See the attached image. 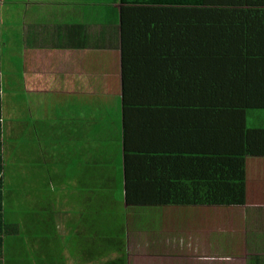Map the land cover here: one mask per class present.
<instances>
[{"label": "crops", "instance_id": "1", "mask_svg": "<svg viewBox=\"0 0 264 264\" xmlns=\"http://www.w3.org/2000/svg\"><path fill=\"white\" fill-rule=\"evenodd\" d=\"M120 7V0H0L3 118L6 137L12 138L10 147L18 148L17 179L20 181L24 170H30L34 178L23 184L50 179L64 183L65 188L80 187L75 194L93 197L92 201L101 204H96L95 211L102 214L98 218L103 227L116 224L126 233L128 243L129 238L136 241L142 230L160 229L166 222L172 227L178 221L186 230L182 235L170 232L172 245L176 246L180 237L185 246H192L198 232L202 231V236L209 232L214 239L218 229H225L226 224L232 228L242 220L234 227L241 229L242 249L247 255L235 260L237 264H264V183L256 172L264 164V156H247L245 204L155 206L140 200L149 194L143 190L152 192L159 181H169L175 172L185 173L188 165H198L197 159L190 157L199 149L200 138L195 133L188 142V121L196 115L187 109V100L201 99V86L196 82L202 78L203 65L210 64L201 62L199 45H182V50L181 45L162 36H155L153 41L136 39L124 46ZM180 31L178 26V37L184 34ZM187 47L192 53L185 52ZM17 63V82L23 85L25 95L21 98L22 114L35 117L34 145L25 142L27 131H17L19 122L7 119L12 87L8 85ZM247 121L252 127L259 120ZM215 122L203 116L199 126L208 128ZM211 142L208 136L205 146ZM186 174L198 181L206 172L198 175L190 167ZM53 181L52 190L58 185ZM67 193L63 195L66 200ZM68 202L63 210L66 218L61 210L56 218L64 221L67 233H71L70 222H76L80 239L79 231L85 232V225L91 221L70 215ZM71 203H75L74 198ZM54 207L55 202L49 199L45 213L33 208L38 222H47L42 223L43 229L58 231L51 214ZM176 211L180 215H173ZM220 211L227 216L216 219ZM18 230V234L23 233ZM5 233L10 235L11 230L3 229ZM46 243L32 244L37 250ZM6 245L1 246L0 264L10 262ZM209 258H216L215 254ZM88 264H97V260Z\"/></svg>", "mask_w": 264, "mask_h": 264}, {"label": "trees", "instance_id": "2", "mask_svg": "<svg viewBox=\"0 0 264 264\" xmlns=\"http://www.w3.org/2000/svg\"><path fill=\"white\" fill-rule=\"evenodd\" d=\"M120 1L124 46L136 39L153 41L155 36H162L179 47L181 45L182 50V45L189 44L194 48L199 45L201 62L209 61L210 64V68L208 64L203 65L202 78L196 82L201 86V99L187 100V109L195 111L196 116L200 113L198 120L195 116L188 121V142L191 143L195 133L199 134V149L192 152L190 157L196 158V164L201 165L194 167L191 164L184 169L185 173L175 172L169 181H159V187L152 192L143 190L149 194L140 200L155 206L245 204L247 156H264V0ZM178 26L180 32H184L180 37L176 35ZM185 52L192 53L188 47ZM156 54L163 57L161 53ZM3 112L0 83V250L4 242H10L8 236H16L19 231L16 229L18 225L13 222L11 234L3 235V229L7 232L11 228L6 224L2 205L6 197L13 195L14 188H18V176L15 179L14 175L15 181L10 185L13 190L8 193L4 186L3 148L7 141L12 143V138L6 137ZM200 115L213 118L216 122L208 128L204 127L205 124L199 126ZM249 118L259 121L250 127ZM208 136L212 142L210 146H205ZM10 163L13 165V162ZM190 167L198 175L206 172L205 176L195 181L186 174ZM15 192L19 195V191ZM206 192L208 194H204ZM11 205L15 206L13 203ZM101 215L96 212L86 217L92 226L99 228L90 237V244L95 243L96 254L93 251L86 259L97 260V264H129L126 233L116 224L103 227L102 220L98 218ZM44 229L48 239L41 244L47 242L51 245L50 239L57 235V230L52 227ZM14 244L11 248L7 245L4 248L11 256L8 264H29L25 243ZM112 252H117V255L111 257ZM66 257L61 251L57 258L50 256L45 261L68 264Z\"/></svg>", "mask_w": 264, "mask_h": 264}, {"label": "rangeland", "instance_id": "3", "mask_svg": "<svg viewBox=\"0 0 264 264\" xmlns=\"http://www.w3.org/2000/svg\"><path fill=\"white\" fill-rule=\"evenodd\" d=\"M13 54L14 53L12 52L11 55ZM16 67L14 76L8 85L12 86L9 90H13V94L10 93L11 91H8L9 100L6 109L10 115L7 116V119L8 121L14 120L17 123L19 122L21 127H19L17 131L19 129L27 131L25 137H27L28 140H25V142H31L32 145H34L35 117L29 118L22 114L21 108L24 105H21V98L25 95H23V85L17 82L18 63L16 64ZM16 139H18L17 135ZM14 147L15 148L11 149L9 141H7L3 148L5 165L4 172H6L4 175V186L8 190V193H10L9 190H13L10 186L14 182L13 175L16 177L19 173L18 148L17 146ZM10 162H13V165H11ZM256 172L258 178H261V181L264 183V164L262 167L257 168ZM19 177L20 181L16 179L18 182V188H14L15 190H13V195L11 197H6L7 200L4 201L5 205L3 207V212L5 213V219L7 220L6 224L8 226H12L14 223L15 225L17 224L19 229L23 230V233L19 235L17 231H15L18 235L13 237L8 236V239L11 238L12 241L10 240L7 245L12 247L14 242V246L24 242L26 245L25 250L29 251L28 256L30 258H26L29 261V264H50L45 260L50 256L52 258H57L62 250H64L67 255L66 262H68V264H88L89 261L86 258L90 256L91 252L94 251L96 254L97 251L95 249V243L90 244V241L92 240L90 237L91 234H96L99 228H96L92 226V223L87 222L88 225H85V232H83V229L79 231V239L77 233L78 228H74L76 227V222H70L69 225L71 227H69V232L72 233H67L64 231V221L58 222L59 220L56 217L61 210L64 218H66V211L63 210H65L68 201L70 206L69 210H71L70 215H77L83 218L95 214L96 204H99L100 206L101 204L96 202V200L92 201L93 197H83L75 194V190H79L80 187L65 188L63 186L64 183L58 184V181L55 180L53 181V184L58 185L54 187V190H52L53 188L49 181L50 179L34 181L32 183L34 186L32 187V184H23V182L29 181L30 178H34V175H32L30 170H24L19 174ZM91 183L93 184L94 181H91ZM100 183L101 182L98 184ZM15 191H19V195H16ZM66 191H68L66 195L67 200L63 196ZM73 198L75 199V203H71ZM87 198H91V200L87 201ZM49 199L53 200L56 205L51 214L55 217L54 221L56 225H58L57 235L54 236V238H49L53 241L51 245L48 243H46V246L38 245L39 248L35 250V245L32 243L39 244L48 239V235H46L47 231L41 226L43 222H47L44 219L38 222V218L34 213L33 208H36L38 213H45L44 208L46 200ZM14 202H16V205ZM11 203L15 206L11 205ZM102 205L104 206L103 203ZM173 215L178 216L180 213L174 212ZM223 216H227V214H225L224 211H220L218 212V217L216 219ZM121 218L122 214H120L117 219L120 220ZM186 220L194 224L191 219ZM241 223L242 220H239L236 224L232 225V228H229L226 224L225 229H218L220 232L217 237L214 236V239L209 232L206 236H202V231H200L198 232L199 235L194 239L195 242L192 241V246L190 243L185 246L184 236L181 237L184 244L180 241L179 237L176 246L174 243L172 245L171 233L174 234L177 232V234L180 233L182 235L186 230L185 228L178 226V224H173L172 227H167L166 222L160 229L142 230L139 236L136 237V241H130L129 238L128 251L126 252L129 258V264H237L235 260L237 256L241 255L243 257L247 255L242 249V240L240 238L241 229L240 227H234ZM101 228L102 227H100V229ZM16 229L18 228L16 227ZM236 230L237 232H235ZM232 242L234 243L232 244ZM116 254L117 253H111L112 256H116ZM212 254H215L216 258H209ZM21 255L24 257L23 252ZM228 256L234 258L230 260L227 258ZM238 264L242 263L239 262Z\"/></svg>", "mask_w": 264, "mask_h": 264}]
</instances>
